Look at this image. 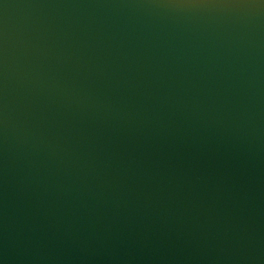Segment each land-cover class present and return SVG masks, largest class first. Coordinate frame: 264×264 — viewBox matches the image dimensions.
Here are the masks:
<instances>
[{
    "label": "water",
    "instance_id": "1",
    "mask_svg": "<svg viewBox=\"0 0 264 264\" xmlns=\"http://www.w3.org/2000/svg\"><path fill=\"white\" fill-rule=\"evenodd\" d=\"M0 264H264V0H0Z\"/></svg>",
    "mask_w": 264,
    "mask_h": 264
}]
</instances>
